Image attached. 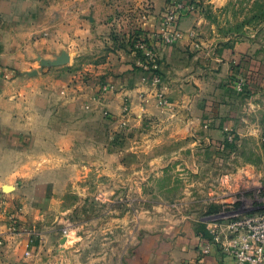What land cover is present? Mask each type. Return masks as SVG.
<instances>
[{"label": "crops", "instance_id": "1", "mask_svg": "<svg viewBox=\"0 0 264 264\" xmlns=\"http://www.w3.org/2000/svg\"><path fill=\"white\" fill-rule=\"evenodd\" d=\"M166 7L167 0H0V264L224 263L219 247L200 257L215 233L201 220L115 213L114 203L77 218L88 204L69 200L89 173L122 171L142 192L146 172L156 175L146 163L177 160L154 148L192 134L191 146L214 144L210 131L228 125L233 83L247 73L250 93L237 100L255 108L264 100L256 86L264 80V27L212 43L185 11L179 39L165 44L158 33ZM135 39L153 47L159 83L141 68ZM229 116L239 130L248 123L242 113Z\"/></svg>", "mask_w": 264, "mask_h": 264}, {"label": "rangeland", "instance_id": "2", "mask_svg": "<svg viewBox=\"0 0 264 264\" xmlns=\"http://www.w3.org/2000/svg\"><path fill=\"white\" fill-rule=\"evenodd\" d=\"M174 1L167 0V6ZM179 1L182 8L178 13L186 11L196 16V27L209 29L206 35L212 43L229 33L248 38L250 31L264 27V0H191V5ZM260 39L264 41V35ZM245 77L247 80L233 83L236 89H232L235 93L226 116L228 125L224 130L210 131L214 144L191 146V139L196 138L192 134L175 146L154 148L152 154L172 155L177 160L146 163V171L154 168L156 175L146 172L142 192L136 191L137 178L123 176L122 171L113 177L87 174L79 182L80 192L69 196V200L88 204L79 210L77 218L105 213L106 203H114L115 213L132 215L139 208L150 216H189L217 232L239 218L264 212V100L256 108L237 100L250 93L249 74ZM263 82L256 84L258 92L264 89ZM211 102L213 118L216 96ZM234 112L242 113L248 122L242 130L229 116ZM123 202L130 203L129 207L118 205ZM63 229L69 230V224L61 228V233Z\"/></svg>", "mask_w": 264, "mask_h": 264}, {"label": "built area", "instance_id": "3", "mask_svg": "<svg viewBox=\"0 0 264 264\" xmlns=\"http://www.w3.org/2000/svg\"><path fill=\"white\" fill-rule=\"evenodd\" d=\"M175 1L172 6L166 7L158 33L165 44H172L180 37L177 21L182 5L179 0ZM134 49L140 53L141 68L151 73L153 83H159L160 78L154 72L158 57L151 44L138 39ZM62 233L66 235L67 229H63ZM211 235L200 249L201 258L209 255L214 247H219L225 255L223 264H264V212L239 218Z\"/></svg>", "mask_w": 264, "mask_h": 264}, {"label": "trees", "instance_id": "4", "mask_svg": "<svg viewBox=\"0 0 264 264\" xmlns=\"http://www.w3.org/2000/svg\"><path fill=\"white\" fill-rule=\"evenodd\" d=\"M183 1H185L187 4H190L191 5V0H183ZM137 41V39H135L134 40V42H133V44H132V47L134 48V44H135V42ZM135 50V49H134ZM138 53V52H137ZM139 54V56H140V53H138ZM155 72V74L156 75H158V73L156 72V71H154Z\"/></svg>", "mask_w": 264, "mask_h": 264}]
</instances>
